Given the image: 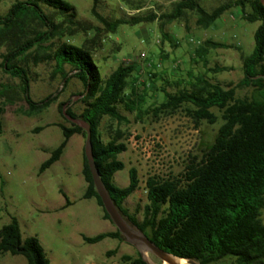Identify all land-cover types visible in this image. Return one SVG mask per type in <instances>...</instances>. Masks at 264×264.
<instances>
[{
    "label": "trees",
    "instance_id": "1",
    "mask_svg": "<svg viewBox=\"0 0 264 264\" xmlns=\"http://www.w3.org/2000/svg\"><path fill=\"white\" fill-rule=\"evenodd\" d=\"M7 13L0 16V49H3L0 68L16 86H0V102L14 105L23 101L28 106L26 116L41 113L55 102L50 95L39 102L30 97V79L24 66L27 58L35 64L53 62L52 76H59L62 87L71 79L82 84L83 92L79 114L72 111V99L58 104V112L69 124H51L39 127L41 132L50 126L61 130L62 141L50 153L38 169L44 173L58 162L74 135L85 139V132L69 123L62 116L66 113L90 126L94 163L110 199L122 216L137 227L159 249L197 264H264V5L262 0H233L207 11L197 0H173L172 11L161 15L164 23L180 20L187 12L196 17L195 24L209 29L229 9L238 8L241 18L250 23H259L253 34V51L241 58L242 78L235 84L222 86L212 83L205 73L189 76L184 82L173 83L175 91L161 90L163 100L142 111L144 97L136 92L135 83L128 79L136 73L134 65H120L105 79L95 64L92 51L104 34H115L120 26H136L155 21L153 14L132 16L114 21L96 12L98 0H93L92 15L100 28L86 26L77 19L75 8L62 0H12ZM130 10L140 6L127 3ZM248 8V11L246 10ZM83 33L89 36L80 46L64 41ZM231 48L224 43L206 39L194 50L193 62H201L207 72L218 74L226 67L206 68L210 50ZM135 79V78H133ZM168 84V83H166ZM168 87L170 84L167 85ZM146 88V85H143ZM249 89V96L237 97V90ZM220 114L221 124L210 145L204 150L200 161H192L180 178L162 179L157 176L145 181L146 205L140 211L130 213L125 201L139 188L136 169L128 170V185L118 188L112 183L115 173L124 169L118 156L126 152L122 133L113 131L103 140L99 131L104 118L120 124L125 121L121 110L142 114L172 115L182 110L198 125L206 122L213 125ZM2 110L0 108V136L2 134ZM81 175L86 184L83 200L94 199L101 208L102 219L110 222L102 202L94 189L82 149ZM66 208L71 205L62 191ZM141 212L142 218L138 219ZM111 223V222H110ZM112 224V223H111ZM85 244L94 245L105 239L123 241L115 229L94 237L81 236ZM114 251L108 252V255ZM22 256L27 264H49L38 240L22 239L18 222L0 229V256ZM118 264H146L136 252V257L124 255Z\"/></svg>",
    "mask_w": 264,
    "mask_h": 264
},
{
    "label": "rangeland",
    "instance_id": "2",
    "mask_svg": "<svg viewBox=\"0 0 264 264\" xmlns=\"http://www.w3.org/2000/svg\"><path fill=\"white\" fill-rule=\"evenodd\" d=\"M75 8L77 19L86 26L100 28L92 15L93 0H62ZM207 11L233 0H197ZM12 0H0V16L7 13ZM140 6L130 10L127 3ZM264 5V0H262ZM173 0H98L96 12L109 20L153 14L155 21L136 26L122 25L115 34H104L92 55L99 72L105 79L120 65H134L136 73L128 79L135 83L136 92L144 97L142 111L163 100L162 89L175 91L173 83L184 82L189 76L205 73L212 83L222 86L235 85L241 78V58L253 51V34L259 23L250 24L241 18L238 8L229 9L213 26L204 30L196 24L193 13L187 12L180 20L164 23L160 27L161 15L172 11ZM248 11V8H246ZM89 36L83 33L64 39L67 43L80 46ZM206 39L224 43L231 48L210 50L206 68L226 67L227 71L212 74L203 63L191 60L197 44ZM3 49H0V64ZM142 54L144 56H142ZM165 54V58L159 56ZM152 65V66H151ZM30 79V97L39 102L47 96H56L49 108L41 113L26 116L28 106L20 101L14 105L0 102L2 110V134L0 136V229L9 224L11 218L18 222L21 237L38 240L49 264H118L124 255L135 258L136 250L124 240L105 239L97 244H85L81 236L94 237L114 231L115 227L102 219V211L94 199L83 200L86 184L83 181L82 149L84 138L74 135L58 162L42 174L39 166L61 143V130L50 126L36 133L35 129L51 124L69 127L58 112V104L72 99V111L79 114L82 84L71 79L62 87L59 76H52L54 63L35 64L27 58L24 66ZM135 78V79H133ZM170 84L168 87L167 85ZM0 68V86H16ZM146 85V88H143ZM250 90H237V97L249 96ZM74 97H79L74 99ZM218 121L209 125H198L180 110L172 115L151 113L140 118L134 113L121 110L125 121L117 124L104 118L99 131L107 140L118 130L126 152L118 156L124 169L114 174L112 183L118 188L128 185V170L136 169L139 188L124 203V207L135 213L146 205L145 181L152 176L162 179L180 178L192 161H200L206 147L210 145L221 124L220 114L211 110ZM62 191L71 203L65 206ZM138 219L142 218L141 212ZM264 224V210L261 214ZM114 251L108 255V252ZM156 261L154 258H151ZM0 264H27L22 256L4 254Z\"/></svg>",
    "mask_w": 264,
    "mask_h": 264
},
{
    "label": "water",
    "instance_id": "3",
    "mask_svg": "<svg viewBox=\"0 0 264 264\" xmlns=\"http://www.w3.org/2000/svg\"><path fill=\"white\" fill-rule=\"evenodd\" d=\"M79 97H74V99ZM62 116L69 123L79 127L85 132L83 154L92 177L96 194L102 202L103 209L110 222L123 237L124 241L132 246L146 264H197L192 260L177 258L155 246L137 227L129 223L115 207L105 189L94 163L90 126L81 119L73 118L66 113V105L62 108ZM154 258L156 261H153Z\"/></svg>",
    "mask_w": 264,
    "mask_h": 264
},
{
    "label": "crops",
    "instance_id": "4",
    "mask_svg": "<svg viewBox=\"0 0 264 264\" xmlns=\"http://www.w3.org/2000/svg\"><path fill=\"white\" fill-rule=\"evenodd\" d=\"M195 50V49H194ZM193 50V51H194ZM161 59H163V58H165V54H161L160 56H159ZM194 59V54L191 56V60H193ZM152 66V65H151ZM110 232H112V231H110Z\"/></svg>",
    "mask_w": 264,
    "mask_h": 264
},
{
    "label": "bare ground",
    "instance_id": "5",
    "mask_svg": "<svg viewBox=\"0 0 264 264\" xmlns=\"http://www.w3.org/2000/svg\"><path fill=\"white\" fill-rule=\"evenodd\" d=\"M181 264H185L184 262H181Z\"/></svg>",
    "mask_w": 264,
    "mask_h": 264
},
{
    "label": "built area",
    "instance_id": "6",
    "mask_svg": "<svg viewBox=\"0 0 264 264\" xmlns=\"http://www.w3.org/2000/svg\"><path fill=\"white\" fill-rule=\"evenodd\" d=\"M196 46H198V44ZM142 56H144V55L142 54Z\"/></svg>",
    "mask_w": 264,
    "mask_h": 264
}]
</instances>
